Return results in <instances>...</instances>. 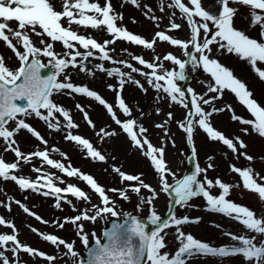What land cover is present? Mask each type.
I'll use <instances>...</instances> for the list:
<instances>
[{"label": "snow or ice", "instance_id": "6c2138e0", "mask_svg": "<svg viewBox=\"0 0 264 264\" xmlns=\"http://www.w3.org/2000/svg\"><path fill=\"white\" fill-rule=\"evenodd\" d=\"M123 3L140 7L139 0H122V5ZM232 4L249 8V27L259 28V39L251 38L246 34V31L234 26L238 9L232 7ZM213 7L216 11L211 10ZM167 8L178 10L179 18L186 22L190 33L187 40H181L168 34L181 28V24L175 22V11L169 16V25L162 31H156L149 41L128 31L122 24H118V21H123V15L115 12L111 0H105L103 6L99 0H60L59 9L54 0H0V41L14 53L19 61V67L11 69L7 66L5 58L0 55V140L5 145L4 151L12 152L16 158L14 162H6L0 156V179L14 182L22 191L32 190L46 197L53 196L56 201L54 207L57 209L61 208L63 202L71 205L73 211H77L75 205H72V201L67 199L69 196L91 203L90 197L81 188L73 184H67L63 188L57 186L58 183L64 184V180L43 172L42 167L32 169L37 173L35 180L15 174L20 171L21 163L28 164L33 158H38L43 164L59 170L64 176L79 178L92 192L98 195L100 205H92L91 208L85 209L74 217H65L63 222L60 220L52 222L59 228H63L67 223L76 226V234L87 250L86 258L80 256L75 250L74 243L53 234L41 233L38 229L28 226L30 231L40 236L43 241L49 242L57 248L62 246L66 250L64 255L70 256L76 264H188V261L194 256L224 258L236 255H241L247 264H264V239L257 241V237H264V217L258 218L248 207L227 199L231 188L239 187V185L224 183L219 178L213 181L207 177V171L214 167L211 163L214 159L212 156L207 158L209 163L206 167L202 168L197 164L192 174L178 178L171 171L165 159L164 144L166 141L162 139L159 147L153 145L148 137V129L136 118H133L131 108L122 97L123 88L128 82L146 92L147 90L139 81L133 80L131 75L121 71L120 67L105 68L103 64L95 65L97 71L106 72L108 77L119 78L118 88L108 85V89L116 93L113 105L96 91L90 90L87 85H76L71 82V78L66 72V69L71 67L88 76H94L95 73L86 64L90 58L108 61L114 65H123L124 68L130 69L131 73L145 77L149 86L157 92L166 94L172 103H181L188 109L184 118L177 122V127L186 134V142L191 147L193 159L197 155L194 146V132L199 128L210 141L220 143L238 158L242 156L251 162L254 158L245 151H240L246 149L247 145L239 137L229 138L215 129L211 124V117L229 111L232 113L233 121L250 126L252 132L264 138V106L252 98V92L248 90L244 82L234 75L231 69L212 58L211 46L216 45L218 51L234 54L241 61L247 62L259 79L264 81V70L258 67V64L264 65V0H215L214 5H209L208 8L203 6L202 0H169ZM160 11H165L163 3L160 6ZM144 15L157 28L160 27L161 18L155 16L153 9L148 5H144ZM10 22L14 23L15 27L10 26ZM132 23H136V21L133 19ZM74 26L76 27L74 28ZM79 28L105 30L111 39H105L103 43L98 42L91 36L80 34ZM33 36L39 38L38 44L33 41ZM117 41L128 42L149 50H154L158 41L167 42L173 47L184 50L185 57H189L190 50H194L190 60L193 65L201 66L204 72L210 75L213 83L208 86L207 93L215 95L205 98L207 93L197 95L193 89L188 88L187 93L191 95L189 107L188 104L183 103L185 91L178 83L186 79L185 62L171 53L165 54L162 61L159 56H155L152 62L146 61L142 56L129 54L137 64L148 69L147 72H144L131 63L112 58L109 46L115 45ZM56 42L62 44L64 49L62 53H57L54 50ZM80 49H83V52ZM40 57L48 58V63H43ZM163 61L171 62L172 65L179 68V71L166 69ZM48 67H52L54 72L51 75H43V70ZM61 75L64 77L63 81L58 79ZM225 90L235 95L237 101L246 108L251 119L237 116L231 105L220 108L213 106L216 100L222 98ZM54 93L81 95L101 105L121 132L126 134L132 146L150 162L159 177L160 191L174 197V205L187 207L192 198L202 196L206 201V211L234 219L254 235L237 236L225 233L235 243L213 247L182 230L184 225L199 223V217L194 219L188 216L178 217L174 212H169L167 218L164 219L153 210L149 221L156 227L151 232L146 231V225L136 216L126 213L123 223L113 222L110 228L103 231L102 236H97L93 232L91 238L94 241V246L90 247L89 235L80 222L95 223L97 219H102L106 215L111 217L119 215L115 210V204L107 195L108 191L118 193L119 197L125 201L129 200L128 192L135 193L140 197V204L149 206L157 199L159 193L144 182L142 174H128L115 165H113L112 171L119 176L121 183L130 182L127 188L106 190L98 184L93 176L84 174L80 170L72 168L71 165L66 166L60 161L51 159L46 150L47 141L22 117L34 115L44 121L49 129L59 130L61 125L56 115L59 114L66 122L65 128H77L78 125L73 121L69 111L52 100L51 97ZM205 106H211L210 110H205ZM75 107L83 114V119L88 126L95 129V123L91 120L88 111L79 103ZM117 109L126 119L119 118ZM137 110L140 112L139 119H143L147 115L142 109H139V106H137ZM155 114L160 115L159 108L156 109ZM173 119V114L169 112L166 120L158 123L153 122V126L160 129L165 138L171 139L168 124ZM10 122L14 127H10ZM21 130H26L32 137L45 145V150L31 153L22 152L15 139ZM241 131L245 135L249 134L247 127L242 128ZM96 135L103 140L117 136L118 133L110 128H100ZM65 139L80 146L88 158L99 162L107 161L106 156L97 150L88 139L80 135H73L71 132H68ZM172 143L174 145L175 141L173 140ZM53 151H57V149H53ZM64 158L67 159L66 156ZM229 167L231 172L240 177L243 189L258 194L259 199L264 203V177L255 173L251 167L241 168L234 164H230ZM201 175H203V180L198 178ZM169 176L172 177L173 183H169ZM213 188L219 189L218 195L211 194ZM142 190L147 191L149 196H141ZM12 202L17 204L26 215L40 223H49L23 203L12 198H9V203L0 202V206L7 208L10 212ZM0 226L11 229V234L0 233V264H11L9 257L5 255V252L9 251L17 264H19V253L21 252L32 257H40L48 261L49 264L57 259L55 256L22 244L18 239V229L15 224L2 216H0ZM168 228L175 229V238L179 244L174 253L164 251L167 245L163 233Z\"/></svg>", "mask_w": 264, "mask_h": 264}, {"label": "rangeland", "instance_id": "374dc122", "mask_svg": "<svg viewBox=\"0 0 264 264\" xmlns=\"http://www.w3.org/2000/svg\"><path fill=\"white\" fill-rule=\"evenodd\" d=\"M168 2L169 0H139L140 7L138 8L134 7L130 3H123L122 5V0H111V4L115 12L122 13L123 15V21H118V24H122V26L126 27L128 31L140 35L149 41L153 38L156 31H162L169 25V16L173 11H175V22L181 24V28L178 31L169 32L168 34L181 40H187L190 33L186 22L179 18L180 14L178 10L167 8ZM54 3L59 9L60 0H54ZM99 3L103 6L105 0H99ZM162 3L165 7L164 12L160 11ZM202 3L205 8H208L209 5H214L215 0H202ZM144 5L151 7L154 15L161 18L159 28H157L151 20L145 18ZM231 6L238 9L234 20V26L237 29L246 31V34L251 38L259 39V28L249 27V8L239 4H232ZM211 10L216 11L214 7ZM133 19L136 23H132ZM10 26L15 27V24L10 22ZM75 27L76 26H74V28ZM78 31L80 34L91 36L101 43H103L105 39H111L105 30L79 28ZM32 39L38 44V37L33 36ZM109 48L110 55L114 60H124L144 72H147L148 69L143 68L141 65L132 60L131 55L142 56L149 62H152L155 56H159L162 61L165 54L171 53L175 55L177 58L181 59L182 62H185V74L196 69V74L185 83V86L193 89L194 93L197 95H205L207 93L208 86L213 83L210 75L205 73L201 66L193 65L191 62L190 56L194 53V50H190L189 57H185L184 50L178 47H173L167 42L159 41L155 44L154 50L144 49L142 46L133 45L124 41H117L115 45H110ZM111 49H114V51H111ZM211 49L212 58L217 59L223 66L231 69L234 75L244 82L248 90L252 92V98L255 99L261 106H264V81L259 79L257 74L252 70L251 66L247 62L241 61L234 54H228L226 51H218L216 45H212ZM54 50L57 53H62L64 51L62 44L59 42L54 44ZM80 51L83 52V49H80ZM0 55L5 58L6 64L9 68L15 69L19 67V61L15 57L14 53H12V51L8 49L2 41H0ZM95 55H98V53H95ZM40 59L43 63H48V58L40 57ZM86 64L88 68L93 70L95 75L88 76L85 73L80 72L78 69L70 67L66 69V72L70 76L71 82L76 85H87L90 90L96 91L108 103L113 105L115 103L116 93L114 91H110L108 89V85H113L114 88H118L119 85L117 81L119 78L108 77L106 72L97 71L95 69V65L103 64L105 68L120 67L121 71L129 73L133 80L139 81L140 84L143 85L144 89L147 90L146 92L142 91L131 82L126 83L122 91V97L126 104L131 108L133 118H136L139 123L143 124V126L148 129V137L153 145L159 147L161 146L162 139L166 141L164 144V147L166 148L165 159L171 171L174 172L178 178L186 174H192L194 171L192 164L187 161V157L192 150L186 142V134L177 127V122L184 118L188 109H186L181 103H172L166 94L163 92H157L154 88L149 86L145 77L137 73H131V70L124 68L123 65H114L108 61H100L92 58H90ZM163 64L166 69L179 71V68L172 65L171 62L163 61ZM258 67L264 70V65L258 64ZM58 79L63 81V75H61ZM178 83H180V81ZM213 95L215 94L207 93L205 98ZM51 98L55 103L63 106L69 111L73 121L78 125L77 128H65L64 124L66 122L63 120V117L59 116V114H56L61 125L59 130L49 129L44 121L36 118L34 115L22 117L47 141L46 150L49 153V157L53 160L60 161L66 166L71 165L72 168L78 169L84 174L93 176L98 184L103 186L106 190L127 188L130 183H121L119 176L112 171L113 165L120 167L122 171L128 174H142L144 182L151 185L159 193L157 199L154 200L151 206L140 204V197L132 192H128L129 200L127 201L122 200L116 192L108 191L107 195L115 204V210L120 216L126 212L150 216L151 212L154 210L157 215L162 217L167 209V206L169 208V195L160 191L159 177L154 172L150 162L141 155L139 150L132 146L126 134L121 132L120 128L107 115L106 110L97 102L81 95L54 93ZM77 103L82 105L85 110L88 111L91 120L95 123V129L89 127L84 121L83 114L75 107ZM183 103L186 104L184 101ZM226 105H231L237 116L251 119V116L247 112L246 108L237 101L234 94L227 90L223 92L221 99L214 102L213 106L220 108ZM137 106H139V109H142L144 113L147 114L143 119H139L140 112L137 110ZM210 107L211 106H205V110H210ZM157 108L160 109V115L155 114ZM116 111L121 120L126 119L118 109ZM169 112H171L174 116V119L168 124L171 139L165 138L163 132L153 126V122L158 123L166 120ZM231 115L232 113L229 111L213 115L211 117L212 126L229 138L239 137L247 145L246 149H242L240 151H245L254 159L249 162L242 156L238 158L225 146L218 142L210 141L206 134L197 128L194 132V146L197 152L195 157V166L198 164L200 167L204 168L209 163L207 158L209 156L214 157L211 161L214 167L207 171V177L213 181L216 178H219L224 183L239 185V187L231 188L230 195L227 199L237 203L238 205L248 207L258 218L264 217V203L261 202L258 194L243 189V186L240 183V177L236 173L231 172L229 167L230 164H234L235 166L241 168L251 167L255 173H259L261 177H264V138L252 132L250 126L242 125L238 121H233L231 119ZM10 127H14L11 122ZM245 127L249 130L248 135H245L244 132L241 131V129ZM100 128H110V130L117 132L118 135L101 140L96 135ZM68 132L88 139L97 150L101 151V153L106 156L107 161L99 162L88 158L86 156V152L80 146H77L74 142L65 139ZM15 139L20 150L24 153L45 150V145L41 144L38 140L32 137L26 130H21L15 136ZM173 140L175 141L174 145L172 143ZM4 149L5 145L3 141L0 140V156H2L6 162H14L16 159L14 154L12 152H6ZM53 149H57V151H53ZM65 156L67 159L64 158ZM34 167H42L43 172L53 174L55 177H59L64 180V184H57V186L61 188L65 187L67 184H73L81 188L88 194L91 203L89 204L82 200H76L75 198L69 196L67 199L72 201V205H75L77 211H73V207L71 205L63 202L61 203V208L57 209L54 207L56 201L53 196L46 197L32 190L22 191L14 182L0 179V202L9 203V198H12L15 201H20L32 212L41 216L43 220L48 221L49 223H40L33 217L26 215L14 202L11 203L10 212L7 208L0 206V216L15 224L18 229V239L22 244L29 245L48 255L57 257L52 264H76L70 256L64 255L66 250L62 246L57 248L51 243L43 241L40 236L30 231L28 226L30 225L31 227L38 229L41 233L53 234L65 241L74 243L75 250L80 254V256H83L84 246L76 234V226L71 223H67L64 224L63 228H59L54 226L52 222L55 220L63 222L65 217H74L85 209L91 208L92 205H100L99 197L97 194L92 192L85 182L81 181L79 178H69L64 176L59 172V170L50 168L46 164H43V162L38 158H33L31 163L28 164L21 163L20 171L15 174L30 180H35L37 173L32 171ZM198 178L203 180V175ZM168 181L169 183H173L172 177L169 176ZM211 194L218 195L219 189H211ZM141 196L148 197L149 193L142 190ZM138 204H140L139 207H137ZM206 207V201L202 196H200L192 198L187 207L174 205L172 212H174L178 217L188 216L193 219L199 217V223L184 225L182 226V230L185 233H190L194 236V238L200 241L207 242L213 247L228 246L235 243L230 240L225 233H232L237 236L254 235L253 233L248 232L244 226L236 220L219 213L206 211ZM107 216L109 215L104 216L102 219H97L95 223L91 221L80 222L83 224L85 231L88 233L89 239L91 238V234L93 232H95L97 236L101 235V229L106 222L105 219ZM0 233L11 234V229L0 226ZM163 234H165V242L167 245L164 251L174 253L179 247L178 241L175 238V229H165ZM260 239H264V237H257L258 242ZM9 247H11V245H9ZM5 255L9 257L11 264H17V261L12 259V253L10 251L5 252ZM19 264H49V262L40 257H32L21 252L19 253ZM188 264H247V262L241 255L224 258L213 256H194L188 261Z\"/></svg>", "mask_w": 264, "mask_h": 264}, {"label": "water", "instance_id": "95a60500", "mask_svg": "<svg viewBox=\"0 0 264 264\" xmlns=\"http://www.w3.org/2000/svg\"><path fill=\"white\" fill-rule=\"evenodd\" d=\"M52 73H53V71L50 69V67L44 69L43 72H42L43 75H51ZM188 77H189V76H187L186 79H187ZM186 79L184 80V82L186 81ZM182 89H183V88H182ZM183 90L185 91V97H184V99H185L186 101L189 102L188 93H187V91H186L185 89H183ZM188 160H189L190 162L193 163V167L195 168V166H194V159L192 158V156L189 157ZM173 200H174V197H172V200H171V203H170V209H169L168 213L171 211V209H172V207H173V205H174ZM168 213H167V214H168ZM127 214H131V215H133V216H136L139 220H141V222L144 223V224L146 225V231H148L149 228H155V227H156V225H152V224L150 223L148 217H145V216H139V215H134V214H132V213H127ZM124 219H125V216H124V218H120V217H118V216H117V217H109V218L107 219L108 223L104 226L103 231L106 230L107 228H110L113 222L123 223V222H124ZM148 232H149V231H148ZM89 246H90V247L94 246V241H93V240L90 241ZM86 253H87V250H85V256H84L85 258H86Z\"/></svg>", "mask_w": 264, "mask_h": 264}, {"label": "bare ground", "instance_id": "6f19581e", "mask_svg": "<svg viewBox=\"0 0 264 264\" xmlns=\"http://www.w3.org/2000/svg\"><path fill=\"white\" fill-rule=\"evenodd\" d=\"M130 213H133V212H130Z\"/></svg>", "mask_w": 264, "mask_h": 264}]
</instances>
